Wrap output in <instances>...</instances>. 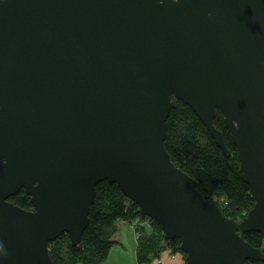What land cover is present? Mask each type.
I'll return each instance as SVG.
<instances>
[{"label":"water","instance_id":"1","mask_svg":"<svg viewBox=\"0 0 264 264\" xmlns=\"http://www.w3.org/2000/svg\"><path fill=\"white\" fill-rule=\"evenodd\" d=\"M173 97L229 155L224 115L255 201L238 221L171 161ZM104 181L185 264L263 261L243 235H264V0H0V264L77 246Z\"/></svg>","mask_w":264,"mask_h":264},{"label":"trees","instance_id":"2","mask_svg":"<svg viewBox=\"0 0 264 264\" xmlns=\"http://www.w3.org/2000/svg\"><path fill=\"white\" fill-rule=\"evenodd\" d=\"M173 100L176 107L169 114L164 143L171 161L196 181V187L205 200L218 204L227 218L238 221L255 201L250 187L240 177L237 147L226 129L224 115L217 109L214 125L223 132L229 155L217 146L189 106L174 97ZM95 197L89 213V225L81 242L73 246L67 234H63L49 244L53 264H105L111 249L121 244L116 239L121 222L130 226L137 223L135 228L140 233L135 248L137 264L161 261L166 251L180 254L185 260L180 240H167L161 226L153 219L143 218L139 206L123 194L119 185L100 182ZM9 200L26 210L33 209L31 199L24 190ZM243 237L249 244L264 250V236L260 233H246ZM248 264H264V259L263 262Z\"/></svg>","mask_w":264,"mask_h":264},{"label":"rangeland","instance_id":"3","mask_svg":"<svg viewBox=\"0 0 264 264\" xmlns=\"http://www.w3.org/2000/svg\"><path fill=\"white\" fill-rule=\"evenodd\" d=\"M120 224H118V228L120 227L119 235L125 243V248L124 246L115 245L111 249L112 251L110 253L109 259L105 264H137L135 253L136 249H134L136 248L137 239L140 236V233L137 232V229L135 228L137 223L132 224L131 226L126 224L120 226ZM166 253H168L170 256L173 255L170 251H166ZM182 258L184 260V257ZM151 264H161V261L154 260V262ZM183 264H185V260L183 261Z\"/></svg>","mask_w":264,"mask_h":264},{"label":"crops","instance_id":"4","mask_svg":"<svg viewBox=\"0 0 264 264\" xmlns=\"http://www.w3.org/2000/svg\"><path fill=\"white\" fill-rule=\"evenodd\" d=\"M123 224L129 225L127 223L121 222L120 226L123 225ZM117 238L119 239V241L121 243L119 245L120 246H124V248H125V243H124L123 239H121V236L119 235V232H118ZM135 253H136V250H135ZM108 259H107V261H108ZM160 259H161V264H183V261H184L180 254H176V255L170 256L166 252L161 256Z\"/></svg>","mask_w":264,"mask_h":264},{"label":"flooded vegetation","instance_id":"5","mask_svg":"<svg viewBox=\"0 0 264 264\" xmlns=\"http://www.w3.org/2000/svg\"><path fill=\"white\" fill-rule=\"evenodd\" d=\"M264 236V235H263ZM260 262H263V261H260ZM248 263H252V261H249Z\"/></svg>","mask_w":264,"mask_h":264}]
</instances>
